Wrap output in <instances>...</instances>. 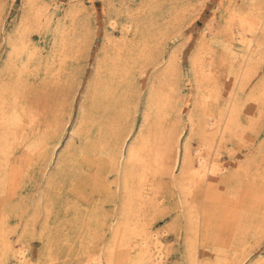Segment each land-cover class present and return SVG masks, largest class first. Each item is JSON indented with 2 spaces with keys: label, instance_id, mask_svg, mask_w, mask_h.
Masks as SVG:
<instances>
[{
  "label": "rangeland",
  "instance_id": "1",
  "mask_svg": "<svg viewBox=\"0 0 264 264\" xmlns=\"http://www.w3.org/2000/svg\"><path fill=\"white\" fill-rule=\"evenodd\" d=\"M0 101V264H264V0H0Z\"/></svg>",
  "mask_w": 264,
  "mask_h": 264
},
{
  "label": "bare ground",
  "instance_id": "2",
  "mask_svg": "<svg viewBox=\"0 0 264 264\" xmlns=\"http://www.w3.org/2000/svg\"><path fill=\"white\" fill-rule=\"evenodd\" d=\"M263 82V81H262ZM261 82V84H262ZM262 88V87H261ZM152 104H154V106L157 108L155 109L157 112H160L161 115L164 111V107L166 106L165 105V100L163 99V96L159 95L156 93V91H152ZM2 101V100H1ZM0 101V102H1ZM1 104V103H0ZM2 107V106H1ZM25 111V110H24ZM7 110L5 109V107H2L0 108V114L2 113V117H1V122H0V125H3V128H5L6 130H4V134H2L1 136V141H2V145L4 147L5 144L8 143L9 139H10V136H11V133L14 131V129L17 127L14 128L15 125H17V114H15L14 112L12 114H7ZM11 113V112H10ZM7 114V115H6ZM229 117V116H228ZM221 119V118H220ZM152 131V130H151ZM15 133V132H14ZM144 136V135H143ZM142 136V137H143ZM139 140V141H136L134 142L132 145L129 146L128 150H127V153L126 155L124 156V160H125V166H126V171L128 172H132L131 174L135 175L136 177H138L140 180L143 179V177L145 176V172L148 168H150L151 166H153V168L155 166H161V165H164V160L167 158V155H168V152L165 150V148H162V141L160 138H158L157 140H152L150 139L149 137L148 138H142ZM145 137V136H144ZM18 138V137H17ZM178 139V138H177ZM105 145V144H104ZM92 152V151H91ZM167 154V155H166ZM169 158V157H168ZM190 155L189 153L187 152V150L184 152V155H183V160H182V163H181V169H180V180L181 181L179 183V186L185 184V182H187L189 180V178L191 177V175L195 172L194 169H193V164H191V159H190ZM149 160V162L147 161ZM199 160V163H200V167H201V174L204 176V175H207V174H210V178L209 180L211 182H215L217 181V177L216 174L218 173V170L216 168V166H209V167H206L207 164L205 161L202 160V158L200 157ZM172 162V161H171ZM162 163V164H161ZM156 164V165H155ZM210 164V163H209ZM218 165V164H217ZM115 166V165H114ZM124 166V164H123ZM139 166V167H138ZM219 167V165H218ZM162 168V167H161ZM220 171V170H219ZM197 172V171H196ZM200 173V172H199ZM198 175H201L199 174ZM151 174V173H150ZM130 175V174H128ZM196 176V175H195ZM198 178V177H197ZM204 178V177H203ZM128 180V179H127ZM193 180V179H192ZM192 183V182H191ZM193 184V183H192ZM191 184V185H192ZM184 188V187H183ZM189 191V190H188ZM188 194V193H187ZM133 197V196H132ZM135 200V199H134ZM132 228V227H131ZM156 235V234H155ZM154 236V235H152ZM151 236V237H152ZM158 236V235H157ZM160 236V235H159ZM150 237V236H149ZM138 239V238H137ZM144 239V237H143ZM152 239V238H151ZM158 239V237H157ZM156 240V239H155ZM153 242V241H152ZM151 242V243H152ZM135 244V243H134ZM141 244V243H140ZM146 244V240L143 241V245ZM139 245V244H138ZM137 245V247H138ZM132 246V245H131ZM141 246V245H140ZM149 246V245H148ZM136 247V248H137ZM143 247V246H142ZM144 247H146L144 245ZM143 247V249H144ZM155 247V246H154ZM133 248H134V245H133ZM132 248V249H133ZM140 249V248H139ZM142 249V250H143ZM160 249V248H159ZM136 250V249H134ZM140 249V251H142ZM27 251V250H26ZM128 251V250H127ZM153 251V250H152ZM151 251V252H152ZM157 251V250H156ZM163 251V250H162ZM151 252H148L150 255H151ZM133 253V252H132ZM154 253V252H153ZM159 253V252H158ZM113 254V253H112ZM115 254V253H114ZM129 254V252H128ZM145 254V253H144ZM147 254V253H146ZM131 256V255H130ZM138 257V255H136ZM135 256V258H136ZM146 257H149L146 256ZM158 257H159V254H158ZM19 260H20V264H26L27 261H26V256H25V250L23 251H20L19 252ZM114 259V257H113ZM138 259V258H137ZM145 259V257H144ZM191 259V258H190ZM189 259V260H190ZM100 260H103V259H100ZM99 259L97 260V263L98 261H100ZM134 260V259H132ZM158 261V258L155 259ZM154 260V261H155ZM194 260V259H193ZM192 260V261H193ZM108 261V260H107ZM136 261V260H135ZM144 261V260H143ZM162 261V259H161ZM96 262V260L94 261ZM103 261H101L102 263ZM138 263V261H137ZM141 263V262H140ZM100 264V263H99ZM129 264V262H128ZM156 264H159V262H157ZM190 264V263H188Z\"/></svg>",
  "mask_w": 264,
  "mask_h": 264
}]
</instances>
